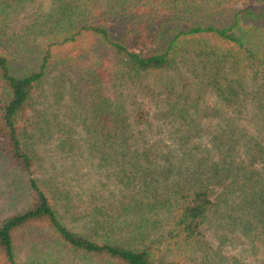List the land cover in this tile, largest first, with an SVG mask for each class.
<instances>
[{"label": "trees", "instance_id": "trees-1", "mask_svg": "<svg viewBox=\"0 0 264 264\" xmlns=\"http://www.w3.org/2000/svg\"><path fill=\"white\" fill-rule=\"evenodd\" d=\"M0 160V264H264V0H0Z\"/></svg>", "mask_w": 264, "mask_h": 264}, {"label": "rangeland", "instance_id": "rangeland-1", "mask_svg": "<svg viewBox=\"0 0 264 264\" xmlns=\"http://www.w3.org/2000/svg\"><path fill=\"white\" fill-rule=\"evenodd\" d=\"M70 161V160H69ZM67 162V169H66V182L69 183L71 185V188L74 192H79L81 193L83 188H89L92 191H98L100 189L99 184L100 182L104 183V190H110L111 186H106L105 187V182L104 180L99 176V174L95 173L94 170L87 165V163H79L78 165L75 166V170L71 171V167L70 163L71 162ZM1 165L2 162L0 160ZM7 175H9L8 177H10V171H8L7 169L5 170ZM3 185V181L0 179V221L5 218L6 216L12 214L15 210L13 207H11L10 202L8 200V198L6 197V195L4 194V186ZM210 229V228H209ZM207 229L205 236L207 238V240L209 241L211 247L213 249L218 247V241L217 239L213 236V229ZM221 250V255L224 256H235V249L232 248L229 244L222 246L220 248ZM180 259L178 257H176L175 261H179ZM184 264H199L198 260L196 259L197 263L194 262H189L188 260H184Z\"/></svg>", "mask_w": 264, "mask_h": 264}]
</instances>
